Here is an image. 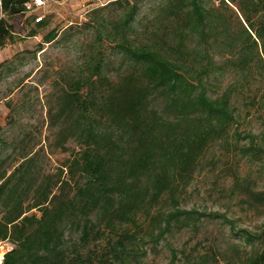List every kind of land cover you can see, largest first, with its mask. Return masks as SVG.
Masks as SVG:
<instances>
[{
  "label": "trees",
  "instance_id": "1",
  "mask_svg": "<svg viewBox=\"0 0 264 264\" xmlns=\"http://www.w3.org/2000/svg\"><path fill=\"white\" fill-rule=\"evenodd\" d=\"M29 1L0 0V48L14 41V19ZM146 1L102 8L120 15L94 21L78 78L59 95L57 137L78 147L61 169L65 178L36 172L26 157L0 170V243L14 246L2 264H140L181 227L220 220L236 233L223 213L181 207V192L206 151L227 145L239 119V81L222 90L227 76L246 80L264 69V0H155L139 20ZM55 39L53 30L43 41ZM108 49L130 66L116 79ZM234 137L247 141L242 157L264 160V137ZM249 185L234 181L246 204L264 205V192ZM235 235L251 247L243 264H264V234ZM170 253L173 264L212 257L181 261L177 249Z\"/></svg>",
  "mask_w": 264,
  "mask_h": 264
},
{
  "label": "rangeland",
  "instance_id": "2",
  "mask_svg": "<svg viewBox=\"0 0 264 264\" xmlns=\"http://www.w3.org/2000/svg\"><path fill=\"white\" fill-rule=\"evenodd\" d=\"M114 1L48 0L40 12L45 28L36 27L28 15L14 19V41L0 48V170L10 172L26 157L33 158L36 172L65 178L61 169L78 147L73 140L61 144L56 134L61 120L53 116L59 95L78 78L81 56L95 41L92 24L97 19L120 15V11L102 9ZM154 3L147 0L142 4L139 20L151 14ZM53 30L56 39L44 43L46 34ZM31 32L35 36H30ZM216 51L222 53L223 49ZM106 55L109 75L116 79L129 71L130 66L117 52L108 49ZM253 75L239 80L231 74L225 79L222 90L234 79L239 81L233 100L239 119L227 145L216 144L206 151L192 181L181 192V207L223 213L235 221L236 233L220 220H205L198 230L181 227L160 244L156 255L148 254L140 264H173L170 248L178 250L181 261L211 253L209 264H243L251 247L235 234L243 230L264 234V205L250 207L245 195L238 194L241 188H234L236 178L249 179L250 190L264 192V160L242 157L241 148L247 141L234 137L235 131L264 137V69L255 68ZM2 246L6 253L14 248L9 243Z\"/></svg>",
  "mask_w": 264,
  "mask_h": 264
},
{
  "label": "built area",
  "instance_id": "3",
  "mask_svg": "<svg viewBox=\"0 0 264 264\" xmlns=\"http://www.w3.org/2000/svg\"><path fill=\"white\" fill-rule=\"evenodd\" d=\"M48 4V0H30L25 5V14L28 16H31V18L34 19V24H39L43 22L44 16L40 15V12H42L46 5ZM2 243H0V264L3 263L4 255L6 254V251L3 250Z\"/></svg>",
  "mask_w": 264,
  "mask_h": 264
},
{
  "label": "crops",
  "instance_id": "4",
  "mask_svg": "<svg viewBox=\"0 0 264 264\" xmlns=\"http://www.w3.org/2000/svg\"><path fill=\"white\" fill-rule=\"evenodd\" d=\"M49 2H50V1H49ZM47 5H48V4H47ZM47 5H46V6H47Z\"/></svg>",
  "mask_w": 264,
  "mask_h": 264
},
{
  "label": "water",
  "instance_id": "5",
  "mask_svg": "<svg viewBox=\"0 0 264 264\" xmlns=\"http://www.w3.org/2000/svg\"><path fill=\"white\" fill-rule=\"evenodd\" d=\"M11 251V250H10Z\"/></svg>",
  "mask_w": 264,
  "mask_h": 264
}]
</instances>
